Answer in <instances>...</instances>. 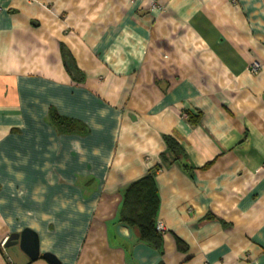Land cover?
<instances>
[{"label": "crops", "instance_id": "crops-1", "mask_svg": "<svg viewBox=\"0 0 264 264\" xmlns=\"http://www.w3.org/2000/svg\"><path fill=\"white\" fill-rule=\"evenodd\" d=\"M157 165L153 245L120 211ZM263 165L264 0H0V264L25 228L19 264H264Z\"/></svg>", "mask_w": 264, "mask_h": 264}, {"label": "trees", "instance_id": "trees-1", "mask_svg": "<svg viewBox=\"0 0 264 264\" xmlns=\"http://www.w3.org/2000/svg\"><path fill=\"white\" fill-rule=\"evenodd\" d=\"M48 121L61 133H84L85 125L78 119L60 115L51 108L47 116ZM194 122L192 118L189 117ZM166 150L173 159L178 160L184 157V152L180 144L171 136H164ZM161 159L166 161L164 153ZM183 167L188 168V164L183 162ZM160 165L154 167L144 176L129 183L123 192V201L120 211L121 220L128 226L137 229L138 236L142 241L153 245L159 241L160 233L155 228V216L158 208L157 189L154 180L156 170Z\"/></svg>", "mask_w": 264, "mask_h": 264}, {"label": "water", "instance_id": "water-1", "mask_svg": "<svg viewBox=\"0 0 264 264\" xmlns=\"http://www.w3.org/2000/svg\"><path fill=\"white\" fill-rule=\"evenodd\" d=\"M6 253L15 264L26 262L28 259L35 258L37 250V238L30 229H23L19 233H11L5 243ZM43 257L50 261H55L49 253H44Z\"/></svg>", "mask_w": 264, "mask_h": 264}, {"label": "built area", "instance_id": "built-area-1", "mask_svg": "<svg viewBox=\"0 0 264 264\" xmlns=\"http://www.w3.org/2000/svg\"><path fill=\"white\" fill-rule=\"evenodd\" d=\"M258 69H259V64L256 63V62L252 63V65H251V71L252 72H257ZM261 169H264V165L261 167ZM155 228H156V230L159 233H161V232H163L165 230L163 224L160 221H156ZM4 242L5 241L1 242V246L4 245Z\"/></svg>", "mask_w": 264, "mask_h": 264}]
</instances>
